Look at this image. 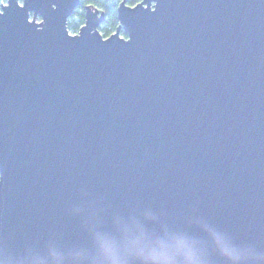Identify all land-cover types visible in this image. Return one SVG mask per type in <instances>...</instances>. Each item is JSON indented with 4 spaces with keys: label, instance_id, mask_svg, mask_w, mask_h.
Masks as SVG:
<instances>
[{
    "label": "water",
    "instance_id": "1",
    "mask_svg": "<svg viewBox=\"0 0 264 264\" xmlns=\"http://www.w3.org/2000/svg\"><path fill=\"white\" fill-rule=\"evenodd\" d=\"M79 2L0 7V264H264V0Z\"/></svg>",
    "mask_w": 264,
    "mask_h": 264
},
{
    "label": "trees",
    "instance_id": "2",
    "mask_svg": "<svg viewBox=\"0 0 264 264\" xmlns=\"http://www.w3.org/2000/svg\"><path fill=\"white\" fill-rule=\"evenodd\" d=\"M119 1L120 0H80L79 5L68 18V30L72 33H75L78 30V28L84 23V6L92 4L104 13V19L99 26V31L104 37H106L111 31L115 30L118 24L116 7ZM138 1L140 0H126V3L133 5ZM122 35L124 34L122 33Z\"/></svg>",
    "mask_w": 264,
    "mask_h": 264
},
{
    "label": "snow or ice",
    "instance_id": "3",
    "mask_svg": "<svg viewBox=\"0 0 264 264\" xmlns=\"http://www.w3.org/2000/svg\"><path fill=\"white\" fill-rule=\"evenodd\" d=\"M5 7H7L8 5L7 4H5L4 5ZM2 9H0V13H2ZM147 229H148V231H151V232H156V231H158V230H156V229H154L152 226H150V225H147ZM237 243H239L238 241H237ZM225 251H227V248L225 249Z\"/></svg>",
    "mask_w": 264,
    "mask_h": 264
},
{
    "label": "flooded vegetation",
    "instance_id": "4",
    "mask_svg": "<svg viewBox=\"0 0 264 264\" xmlns=\"http://www.w3.org/2000/svg\"><path fill=\"white\" fill-rule=\"evenodd\" d=\"M5 2V4L7 3V0H0V2ZM19 2H21V0H18ZM2 5H4V4H0V7L2 6ZM101 24V23H100ZM100 24H99V26H100Z\"/></svg>",
    "mask_w": 264,
    "mask_h": 264
},
{
    "label": "rangeland",
    "instance_id": "5",
    "mask_svg": "<svg viewBox=\"0 0 264 264\" xmlns=\"http://www.w3.org/2000/svg\"><path fill=\"white\" fill-rule=\"evenodd\" d=\"M0 4H5V2H2V1H1ZM38 20H39V18H37V21H38ZM98 29H99V26H98ZM76 32H77V31H76ZM76 32H75V33H76ZM111 32H113V31H111ZM111 32H110V33H111ZM71 33H72V32H71ZM121 35H122V33H121Z\"/></svg>",
    "mask_w": 264,
    "mask_h": 264
}]
</instances>
